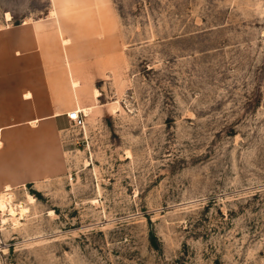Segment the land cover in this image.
Here are the masks:
<instances>
[{
    "label": "rangeland",
    "instance_id": "1",
    "mask_svg": "<svg viewBox=\"0 0 264 264\" xmlns=\"http://www.w3.org/2000/svg\"><path fill=\"white\" fill-rule=\"evenodd\" d=\"M0 143V264H264V0H0Z\"/></svg>",
    "mask_w": 264,
    "mask_h": 264
},
{
    "label": "crops",
    "instance_id": "2",
    "mask_svg": "<svg viewBox=\"0 0 264 264\" xmlns=\"http://www.w3.org/2000/svg\"><path fill=\"white\" fill-rule=\"evenodd\" d=\"M8 15H9V14H8ZM9 16H10V15H9ZM5 19H6V16H5ZM9 20H10V19H9ZM9 20L6 19V21H9ZM23 25L26 26V25H27V22H23ZM60 34H61V33H60ZM60 44H61L64 48H66V47H68V46L71 44V42H70V40H69L68 38L61 37ZM65 62H66V65H67L68 68H69V73H70V78H71V83H70V85H71V87H72L73 89H77V88L80 86V84H79V81H78V79H77L76 74L73 72V69H72L71 66H70L71 61H70V57H69L68 55H66ZM95 92H97V95H95ZM27 95H28V96H27ZM99 96H100L99 91H98L97 89H94L93 97H94L95 99H97ZM31 98H32V94H31L30 92H26V93L23 94V100L28 101V100H30ZM32 99H33V98H32ZM77 109H79V110H81V111H83V110H85V109L91 111V108H90V107H83V108H77ZM66 113H67V112H64V113H62V114L65 115ZM62 114H61V115H62ZM50 118H51V122H52V124L54 125V127H55L56 130H63V129L65 128L66 120H65L64 117L60 116V114L52 115V116H50ZM38 121H39V120L31 121L30 124H31V125L33 124V125H34V124L37 123Z\"/></svg>",
    "mask_w": 264,
    "mask_h": 264
},
{
    "label": "built area",
    "instance_id": "3",
    "mask_svg": "<svg viewBox=\"0 0 264 264\" xmlns=\"http://www.w3.org/2000/svg\"><path fill=\"white\" fill-rule=\"evenodd\" d=\"M66 118L68 122L75 127H80L83 125V116L81 112L77 109L69 111L66 113Z\"/></svg>",
    "mask_w": 264,
    "mask_h": 264
},
{
    "label": "bare ground",
    "instance_id": "4",
    "mask_svg": "<svg viewBox=\"0 0 264 264\" xmlns=\"http://www.w3.org/2000/svg\"><path fill=\"white\" fill-rule=\"evenodd\" d=\"M53 14V13H52ZM6 19L7 20H9L10 19V16L8 15V14H6ZM95 95H97V92H95ZM28 96V95H27ZM77 110H79V109H77ZM81 113H84V115L85 116H87L89 113H90V111L89 110H87V109H85V110H83V111H81V110H79ZM0 145H1V143H0ZM7 187V186H6ZM5 187V188H6ZM8 189V188H7ZM9 206H10V204H9ZM11 207V206H10ZM10 207H9V213H10V215L11 216H14V210H12V209H10ZM0 208L1 209H4L5 208V206H4V202L2 201V200H0ZM7 208V207H6ZM21 210H23V209H21ZM20 210V211H21Z\"/></svg>",
    "mask_w": 264,
    "mask_h": 264
}]
</instances>
